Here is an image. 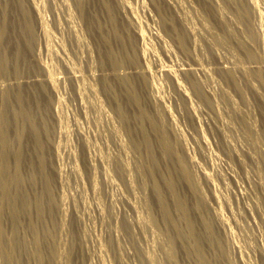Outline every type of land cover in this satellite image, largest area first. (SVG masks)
I'll use <instances>...</instances> for the list:
<instances>
[{
  "label": "rangeland",
  "instance_id": "1",
  "mask_svg": "<svg viewBox=\"0 0 264 264\" xmlns=\"http://www.w3.org/2000/svg\"><path fill=\"white\" fill-rule=\"evenodd\" d=\"M4 1L0 0V5ZM23 1L34 22L32 47L36 57H32L29 70L24 65L21 73L4 75L0 82L32 84L45 81L47 75H54L56 81L53 89L46 86L41 95L48 129L44 137L46 167L52 175L51 190L58 202V208L47 214L40 226V229L46 225L45 228H51L52 249L56 250L50 255L48 246L44 247L48 259L45 264H198L193 254L185 253L180 240L175 242L173 256L169 255L174 231L163 221L159 207H154L157 202L148 176L147 152L144 147L136 146L116 110L115 96L105 89L116 79L115 75H129L138 82L148 113L160 119L178 153L190 160L198 195L190 192L182 180L177 191L186 195L192 208L197 198L204 204L202 210L193 208L192 214L196 229L203 231L199 230L204 236L207 259L214 264L216 260V264H264V0L254 3L251 0H111L118 20L129 30L134 53L142 55L140 62H124L116 70L103 61L109 46L100 37V27L89 24L76 0ZM79 1L88 13H97L102 26L111 27L101 0ZM243 9L245 14L239 18ZM39 20L43 22L41 26ZM171 24L176 31L168 29ZM247 27L252 29L254 38H249ZM141 31L143 37H139ZM182 31L186 39L184 46L179 41ZM113 41L112 47L121 53L119 44ZM248 51L253 53L249 55ZM72 58L76 59L74 63ZM167 70H174L176 82ZM142 72L148 73L147 76ZM128 110L133 113L137 106L131 104ZM131 126L139 124L132 119ZM154 151L159 153L156 141ZM167 168L172 170L170 158H161L159 171L168 173ZM203 217H209L213 223V233L221 239L218 244L207 242ZM181 224L184 225L182 221ZM3 228L9 231L10 224L5 221ZM20 229L31 240L27 226ZM26 260L29 264L36 262L32 257Z\"/></svg>",
  "mask_w": 264,
  "mask_h": 264
},
{
  "label": "bare ground",
  "instance_id": "2",
  "mask_svg": "<svg viewBox=\"0 0 264 264\" xmlns=\"http://www.w3.org/2000/svg\"><path fill=\"white\" fill-rule=\"evenodd\" d=\"M44 1V0H42ZM61 1V0H60ZM72 1V0H71ZM78 2L80 11L88 20L89 24L100 27V37L104 39L109 49L103 55V61L109 63L116 70L124 62L136 64L142 60V55L134 53L132 46V37L127 28L118 20L115 5L111 0H101L104 6L111 27L105 28L100 23L97 13H88L83 5ZM131 1V0H130ZM177 1V0H176ZM179 1V0H178ZM220 1V0H219ZM254 1L255 0H251ZM258 1V0H257ZM56 2V0H55ZM59 2V0L57 1ZM56 2V3H57ZM169 2V1H168ZM180 2V1H179ZM262 2V1H261ZM1 3V2H0ZM0 5V77L9 73L18 74L22 72L24 65L29 70L32 66V57H36V50L32 44L35 39L34 22L31 19L29 8L25 6L23 0H6ZM37 3V2H36ZM42 3V2H41ZM55 3V4H56ZM134 3V1H133ZM182 3V2H181ZM220 3V2H219ZM264 3V2H263ZM71 3H69L70 5ZM73 4V3H72ZM119 4V2L117 3ZM140 4V2H139ZM173 4V3H172ZM67 5V3H66ZM65 5V6H66ZM129 5V4H128ZM132 5V4H131ZM137 5V4H136ZM222 5V4H221ZM226 5V4H225ZM47 6V5H46ZM60 6V3H59ZM68 6V5H67ZM75 6V5H74ZM121 6V5H120ZM55 7V6H54ZM63 7V6H62ZM70 7V6H69ZM68 7V8H69ZM133 7V6H132ZM184 7V6H183ZM221 7V6H220ZM243 7V6H242ZM258 7V6H256ZM78 8V7H77ZM186 8V7H185ZM56 9V8H55ZM63 9V8H62ZM117 9V8H116ZM128 9V7H127ZM223 9V8H222ZM45 10V9H44ZM49 10V9H48ZM121 10V9H120ZM185 10V9H183ZM210 10V9H209ZM244 10V9H243ZM40 11V10H39ZM220 11V9H219ZM38 12V11H37ZM63 12V11H62ZM134 14L135 11L133 10ZM201 12V11H200ZM224 12V11H223ZM228 12V11H226ZM259 12V11H258ZM41 13V12H40ZM44 13V12H43ZM119 13V11H118ZM132 13V12H131ZM240 13V12H239ZM48 14V11L47 13ZM50 14V13H49ZM54 14V13H53ZM71 14V13H70ZM76 14V13H75ZM74 14V15H75ZM139 16L140 13H137ZM217 14V13H216ZM244 13H240L242 18ZM119 15V14H118ZM141 15V14H140ZM183 15V14H182ZM198 15V14H197ZM62 16V15H60ZM76 16V15H75ZM75 16H73L75 18ZM185 16V14H184ZM190 16V15H189ZM59 17V16H58ZM70 17V16H69ZM77 17V16H76ZM135 17V16H134ZM182 17V16H181ZM186 17V16H185ZM194 17V16H193ZM255 17V16H254ZM263 17V16H262ZM73 18V19H74ZM129 18V17H128ZM138 18V17H137ZM147 18V16H146ZM196 18V17H195ZM235 18V17H234ZM54 19V18H53ZM139 19V18H138ZM200 19V18H199ZM63 20V19H62ZM130 20V19H129ZM140 20V19H139ZM138 20V21H139ZM211 20V19H210ZM259 20V19H257ZM45 21V20H44ZM59 21V20H58ZM68 21V19H67ZM70 21V20H69ZM76 21V19L74 20ZM196 21V20H194ZM240 21V20H239ZM239 21H237L239 23ZM80 22V21H79ZM78 22V23H79ZM204 22V21H203ZM227 22V21H226ZM230 22V21H229ZM252 22V21H250ZM257 22V21H255ZM263 22V20H262ZM42 20H39L40 26ZM46 23V22H45ZM81 23V22H80ZM143 23V22H142ZM193 23V22H192ZM228 23V22H227ZM36 24V23H35ZM38 24V23H37ZM138 24V23H136ZM186 24V23H185ZM196 24V23H195ZM255 24V23H254ZM74 25V24H73ZM80 25V24H79ZM78 25V26H79ZM148 25V24H147ZM197 25V24H196ZM249 25V24H248ZM260 25V24H259ZM77 26V27H78ZM82 26V25H81ZM194 26V25H193ZM228 26V25H227ZM255 26V25H254ZM60 27V26H59ZM86 27V26H85ZM95 27V26H94ZM103 27V28H102ZM129 27V26H128ZM141 27V26H140ZM188 27V26H187ZM230 27V26H229ZM253 26H251L252 28ZM258 27V25H257ZM210 28V27H209ZM212 28V27H211ZM249 38H254L252 29L247 27ZM61 29V28H60ZM70 29V28H69ZM72 29V27H71ZM145 29V28H142ZM168 29L173 32L176 27L171 24ZM188 29V28H187ZM258 29V28H257ZM63 30V29H62ZM82 30V29H81ZM88 30V29H87ZM86 30V31H87ZM217 30V29H216ZM254 30V29H253ZM259 30V29H258ZM232 31V30H231ZM263 31V30H262ZM55 32V31H54ZM69 34V30L67 31ZM72 32V31H71ZM78 32V31H77ZM92 32V31H91ZM90 32V33H91ZM146 32V31H145ZM143 31V33H145ZM86 32H84L85 34ZM89 33V32H88ZM264 33V32H263ZM49 34V33H48ZM64 34V32H63ZM71 34V33H70ZM81 34V33H79ZM78 34V35H79ZM53 35V34H52ZM55 35V34H54ZM86 35V34H85ZM144 35V34H143ZM142 31L139 37H143ZM49 36V35H48ZM56 36V35H55ZM66 36V35H65ZM68 36V35H67ZM72 36V35H71ZM82 36V35H80ZM92 36V35H91ZM70 37V35H69ZM77 37V36H76ZM85 37V36H84ZM82 37V38H84ZM263 37V36H262ZM61 38V37H60ZM147 38V37H145ZM163 38V37H162ZM250 38V39H251ZM54 40V38H51ZM101 39V40H102ZM114 40L119 44L120 51H115L112 44ZM222 39V38H221ZM264 39V38H263ZM57 40V39H56ZM61 40V39H60ZM80 40V39H79ZM78 40V41H79ZM82 40V39H81ZM162 40V39H161ZM197 40V39H195ZM65 41V40H64ZM72 41V40H71ZM97 41V39H96ZM103 41V42H104ZM138 41V40H137ZM143 41V40H142ZM148 41V39H147ZM179 41L181 45H185V34L180 33ZM198 41V40H197ZM53 42V41H51ZM62 42V40H61ZM73 42V41H72ZM77 42V41H76ZM104 42V43H105ZM113 42V43H112ZM144 42V41H143ZM146 42V41H145ZM223 42V41H222ZM49 43V42H47ZM65 43V42H63ZM68 43V41H67ZM79 43V42H78ZM87 43V42H86ZM166 43V42H165ZM62 44V43H61ZM60 44V45H61ZM168 44V43H167ZM166 44V45H167ZM51 45V44H50ZM56 45V44H55ZM54 45V46H55ZM71 45V44H70ZM84 45V41H83ZM95 45V44H94ZM148 46V44H146ZM161 45V44H160ZM170 45V44H168ZM49 46V44H48ZM67 46V45H66ZM145 46V47H147ZM47 47V46H46ZM80 47V46H79ZM86 47V46H85ZM90 47V46H89ZM107 47V46H106ZM167 47V46H166ZM58 48V47H55ZM60 48V47H59ZM75 48V47H74ZM156 48V47H155ZM165 48V47H164ZM168 48V47H167ZM51 49V48H50ZM78 49V48H77ZM76 49V50H77ZM84 49V48H83ZM89 49V48H88ZM139 49V48H138ZM52 50V49H51ZM50 50V51H51ZM65 50V49H64ZM68 50V47L67 49ZM93 50V49H91ZM123 50V51H122ZM143 50V49H142ZM167 50V49H166ZM226 50V49H225ZM47 51V50H46ZM55 51V50H54ZM59 51V50H58ZM80 52V49L78 50ZM90 51V50H89ZM140 51V50H139ZM149 51V50H148ZM172 51V49H171ZM49 52V51H48ZM47 52V54H48ZM87 52V51H86ZM94 52V51H93ZM128 52H130L128 54ZM137 52V51H136ZM153 52V51H152ZM56 53V52H55ZM58 53V52H57ZM60 53V52H59ZM89 53V52H88ZM253 52L248 51L251 55ZM62 54V53H61ZM59 54V55H61ZM91 54V52H90ZM148 54V53H147ZM48 54L47 56H49ZM65 55V54H64ZM69 55V54H68ZM82 55V54H81ZM41 56V55H40ZM56 56V55H55ZM63 56V55H62ZM70 56V55H69ZM98 56V55H97ZM82 57V56H81ZM44 58V57H42ZM67 58V57H66ZM65 58V59H66ZM85 58V57H84ZM155 58V57H153ZM39 59V58H38ZM55 59V58H54ZM71 59V58H70ZM148 59V58H147ZM150 59V58H149ZM76 60V59H75ZM73 58L72 61L74 63ZM89 60V59H88ZM57 61V60H56ZM59 61V60H58ZM87 61V60H86ZM148 61V60H147ZM155 61V60H154ZM88 62V61H87ZM150 62V61H148ZM58 63V62H57ZM66 63V62H65ZM77 63V62H76ZM93 63V62H90ZM89 63V64H90ZM104 63V62H103ZM44 64V63H43ZM48 64V63H47ZM79 64V62H78ZM84 64V63H83ZM148 64V63H147ZM73 65V64H72ZM81 65V64H80ZM47 66V65H45ZM83 66V65H82ZM98 66V65H97ZM44 67V66H43ZM92 67V66H91ZM54 68V67H53ZM89 68V67H88ZM56 69V68H55ZM92 69V68H91ZM45 70V69H44ZM75 70V69H73ZM50 71V68H49ZM49 71L47 73H49ZM82 71V70H81ZM186 71V70H185ZM157 72V71H156ZM51 73V72H50ZM139 73V72H138ZM161 73V72H160ZM52 74V73H51ZM83 74V73H82ZM112 74V73H111ZM147 76L148 73L142 72ZM167 74L176 82V73L174 70H167ZM47 75V74H46ZM90 75V74H89ZM54 75H47L45 81L32 84L16 83L13 85L2 84L0 82V264H29L27 258H35L36 263L45 264L46 251L44 247L48 246L52 249L53 233L50 229L40 226L45 222L47 214L54 213L58 205L51 190L52 175L47 170V153L44 149V137L47 134V121L43 115L44 102L41 95L45 92V87L51 89L55 87ZM77 76V75H76ZM84 76V75H83ZM93 76V75H92ZM91 76V77H92ZM141 76V75H140ZM145 76V78H146ZM59 78V77H58ZM76 78V77H75ZM79 78V77H78ZM86 78V77H85ZM98 78V77H97ZM115 82L106 86L111 95L115 96V107L120 117L127 124L129 134L133 137L137 147H144L146 150V161L148 176L152 179L153 190L155 194L156 205L161 211V217L164 222L169 224L173 231L170 238L169 255L174 254L175 242L180 240L182 246L191 256H195L198 264H214L205 256L202 238L204 237L199 228L196 229L195 218H193L192 209L202 210V201H195L193 208L188 203L187 197L177 191L179 181L187 183L190 192L197 194L198 187L195 182V175L189 168V161L184 155L178 153L176 145L170 138L168 131L163 123L157 118L150 115L142 103L140 85L129 75H115ZM144 78V79H145ZM169 78V77H168ZM77 79V78H76ZM79 80V79H78ZM77 80V82H78ZM83 80V79H82ZM94 80V78H93ZM96 80V79H95ZM107 80V79H106ZM105 80V81H106ZM111 80V79H110ZM113 80V79H112ZM167 80V79H166ZM165 80V81H166ZM214 80V79H213ZM58 81V80H57ZM81 81V80H80ZM90 81V80H89ZM92 81V80H91ZM104 81V82H105ZM158 81V80H157ZM168 81V80H167ZM83 82V81H82ZM85 82V81H84ZM87 82V81H86ZM100 82V81H99ZM103 82V83H104ZM108 82V81H107ZM159 82V81H158ZM197 82V81H196ZM80 83V82H79ZM98 83V82H97ZM151 83V82H150ZM209 83V82H208ZM106 84V83H105ZM195 86L199 89L194 81ZM83 85V83H82ZM98 86V84H97ZM80 88V87H79ZM85 88V87H84ZM100 88V87H99ZM160 88V87H159ZM162 88V87H161ZM164 88V87H163ZM64 89V88H63ZM82 89V88H81ZM88 89V88H87ZM104 89V88H103ZM56 91V90H55ZM79 91V90H78ZM84 90H82L83 92ZM106 91V90H105ZM65 92V91H64ZM173 92V91H172ZM200 95L203 93L199 89ZM61 93V92H60ZM79 93V92H78ZM88 93V92H87ZM90 93V92H89ZM167 93V92H166ZM68 94V92H67ZM92 94V93H91ZM163 94V92H162ZM65 95V94H64ZM69 95V94H68ZM90 95V94H89ZM156 95V94H155ZM165 95V94H164ZM63 96V95H62ZM81 96V95H80ZM85 96V94H84ZM93 96V95H92ZM91 96V97H92ZM101 97V96H100ZM153 97V96H152ZM59 98V97H58ZM65 98V97H64ZM63 98V99H64ZM94 98V97H93ZM109 98V97H108ZM111 98V97H110ZM113 98V97H112ZM53 99V98H52ZM60 99V98H59ZM66 99V98H65ZM91 99V98H90ZM97 99V98H96ZM106 99V98H105ZM86 100V99H85ZM89 100V99H88ZM104 100V99H103ZM110 100V99H109ZM145 100V99H144ZM67 101V100H66ZM65 102V101H64ZM87 102V101H85ZM61 104V102H59ZM58 103V104H59ZM59 104V105H60ZM134 104L137 106L135 112H130L128 106ZM86 105V104H84ZM102 105V104H101ZM105 105V104H104ZM133 106V105H132ZM66 107V106H65ZM69 107V105H68ZM111 107V106H110ZM113 107V106H112ZM46 108V107H45ZM84 108V107H83ZM106 108V107H104ZM171 108V107H170ZM236 109V108H234ZM46 110V109H45ZM86 110V109H85ZM109 111V109H108ZM58 112V111H57ZM60 112V111H59ZM68 112V111H67ZM74 112V111H73ZM72 112V113H73ZM168 112V111H167ZM64 113V112H63ZM89 113V112H87ZM46 114V113H45ZM78 114V113H77ZM99 114V113H98ZM163 114V113H162ZM69 115V114H68ZM88 115V114H87ZM108 115V114H107ZM59 116V114H58ZM79 116V115H78ZM155 116V115H154ZM159 116V115H158ZM60 117V116H59ZM93 117V116H92ZM118 117V116H117ZM87 118V117H86ZM63 119V117H62ZM112 119V118H111ZM132 119H135L139 126L132 127ZM174 119V118H173ZM71 120V119H70ZM90 120V119H89ZM120 120V119H119ZM62 121V120H61ZM76 122V121H75ZM97 122V121H96ZM115 122V121H113ZM164 122V121H163ZM62 123V122H61ZM60 123V124H61ZM71 123V121H70ZM74 123V121H73ZM58 126V124H57ZM67 126V125H66ZM91 126V125H90ZM176 126V125H175ZM55 127V126H54ZM59 127V126H58ZM70 127V126H69ZM98 127V126H97ZM100 127V126H99ZM114 127V126H113ZM80 128V126H79ZM116 128V127H115ZM70 129V128H68ZM71 130V129H70ZM99 131V130H98ZM11 132V133H10ZM69 132V131H68ZM73 132V131H72ZM95 132V131H94ZM104 133V132H103ZM151 134H154V138ZM82 135V134H81ZM85 136V135H84ZM183 136V135H182ZM258 136V135H257ZM261 137V136H260ZM91 138V137H90ZM255 138V137H254ZM253 138V139H254ZM126 139V138H125ZM48 140V139H47ZM90 140V139H89ZM67 141V140H66ZM155 141L159 145V153L154 151ZM256 141V140H255ZM57 142V141H56ZM74 143V142H73ZM76 143V142H75ZM128 143V142H127ZM258 143V142H257ZM62 144V143H61ZM66 145V144H65ZM74 145V144H73ZM59 146V145H58ZM67 146V145H66ZM65 146V147H66ZM49 147V145H48ZM95 147V146H94ZM105 147V146H104ZM101 148V147H100ZM72 149V147H70ZM105 149V148H104ZM54 150V149H53ZM96 150V149H95ZM78 151V150H77ZM80 151V150H79ZM109 151V150H108ZM204 151V150H203ZM99 152V151H98ZM59 153V152H58ZM92 153V152H91ZM90 153V154H91ZM100 153V152H99ZM96 154V152L94 153ZM263 154V153H262ZM124 155V154H123ZM57 156V155H56ZM112 156V155H111ZM122 156V155H121ZM60 157V156H59ZM106 157V156H105ZM127 157V156H126ZM170 158L172 162V170L168 173L159 171L161 158ZM191 157V156H190ZM67 158V157H66ZM92 159V158H91ZM125 159V158H123ZM255 159V158H254ZM257 159V157H256ZM57 160V159H56ZM243 161V160H242ZM79 162V161H78ZM72 165V164H71ZM27 167L25 169L24 167ZM65 166V165H64ZM63 166V167H64ZM69 167V166H68ZM66 168V167H65ZM73 168V167H72ZM49 169V168H48ZM85 169V168H84ZM64 170V169H63ZM87 170V169H86ZM75 171V170H74ZM57 172V171H56ZM67 172V171H66ZM71 172V171H70ZM89 172V171H88ZM61 173V172H60ZM63 174V173H61ZM80 174V173H79ZM206 173V177H208ZM69 175V174H68ZM74 175H76L74 173ZM87 175V174H86ZM161 175V176H159ZM221 175V174H220ZM84 176V175H83ZM263 176V175H262ZM70 177V176H69ZM88 177V176H87ZM78 178V177H77ZM85 178V177H84ZM213 178V177H212ZM69 179V178H68ZM100 179V178H99ZM263 179V178H262ZM62 180V179H61ZM70 180V179H69ZM68 180V181H69ZM78 181V180H77ZM100 181V180H99ZM118 181V180H117ZM65 182V181H64ZM97 182V181H96ZM213 182V180H212ZM61 183V182H60ZM131 183V182H130ZM69 184V183H68ZM96 184V183H95ZM263 184V183H262ZM85 186V185H83ZM99 186V185H98ZM97 186V187H98ZM82 187V186H81ZM96 187V188H97ZM60 188V186H59ZM89 188V187H88ZM63 189V187H62ZM87 189V187H86ZM91 189V188H90ZM65 190V189H63ZM71 190V189H70ZM73 190V189H72ZM67 191V190H66ZM98 192V191H97ZM67 193V192H66ZM113 193V192H112ZM198 195V194H197ZM68 197V195H66ZM73 196V195H71ZM100 196V195H99ZM203 197V196H201ZM218 197V196H217ZM59 198V197H58ZM61 198V197H60ZM75 198V197H74ZM220 198V197H219ZM147 199V198H146ZM152 199V198H151ZM150 199V201H151ZM223 200V199H222ZM105 201V200H104ZM258 201V200H257ZM136 202V201H135ZM192 202V201H191ZM140 203V202H139ZM104 204V203H103ZM102 204V205H103ZM150 204V203H149ZM258 204V203H256ZM60 205V204H59ZM66 206V205H65ZM67 207V206H66ZM145 207V206H144ZM104 208V207H103ZM106 208V207H105ZM260 208V207H259ZM139 209V208H138ZM141 209V208H140ZM143 209V208H142ZM158 210V209H157ZM141 211V210H140ZM149 211V210H148ZM176 211V212H175ZM196 211V210H195ZM212 211V210H211ZM220 211V210H219ZM66 212V211H65ZM90 212V211H89ZM173 212L177 215L174 216ZM202 212V211H201ZM201 212H198L201 214ZM262 212V211H261ZM140 213V212H139ZM197 213V212H196ZM219 212H216V214ZM221 213V212H220ZM199 214V216H200ZM215 214V215H216ZM223 214V213H222ZM55 215V214H54ZM64 215V214H63ZM77 215V214H76ZM150 215V214H149ZM219 215V214H217ZM51 216V215H49ZM92 216V215H91ZM103 216V215H102ZM204 216V215H203ZM220 216V215H219ZM218 216V217H219ZM62 217V216H61ZM67 217V216H66ZM142 217V216H140ZM150 217V216H149ZM152 217V215H151ZM150 217V218H151ZM155 217V216H154ZM196 217V216H195ZM201 217V216H200ZM199 217V218H200ZM48 218V217H47ZM73 218V217H72ZM144 218V217H143ZM209 218V217H208ZM208 218L203 217V225L205 235L208 236L210 245L219 243L217 237L213 233L212 225ZM224 218V217H223ZM51 219V218H50ZM64 219V218H63ZM68 219V218H66ZM78 219V218H77ZM154 219V218H153ZM156 219H158L156 217ZM197 219V218H196ZM54 220V218H53ZM70 220V219H68ZM73 220V219H72ZM150 220V219H149ZM148 220V221H149ZM161 220V219H160ZM201 220V219H200ZM7 221L10 224L9 231L4 230L3 223ZM48 221V220H47ZM52 221V220H51ZM50 221V223H51ZM63 221V220H62ZM71 221V220H70ZM86 221V220H85ZM158 221V220H157ZM181 221L183 224H181ZM199 221V220H198ZM55 222V221H53ZM52 222V223H53ZM76 222V221H75ZM131 222V221H130ZM154 222V221H153ZM197 222V220H196ZM225 222V221H224ZM48 224V222H46ZM74 223V222H73ZM133 223V222H132ZM151 223V222H150ZM162 223V221H161ZM166 224V225H167ZM198 224V223H197ZM27 226V230L31 232V240H27L24 232L21 233L20 227ZM49 225V224H48ZM89 225V224H88ZM44 226V225H43ZM50 226V225H49ZM56 226V225H55ZM65 226V225H64ZM23 228V227H22ZM25 228V227H24ZM63 228V226H62ZM65 228V227H64ZM63 228V229H64ZM69 228V227H68ZM94 228V227H93ZM145 228V227H144ZM148 228V227H147ZM168 228V227H167ZM59 229V228H58ZM70 229V228H69ZM68 229V230H69ZM86 229V227H85ZM54 230V229H53ZM152 230V229H150ZM200 230V232H199ZM215 230V229H214ZM24 231V230H23ZM63 231V230H62ZM144 231V230H143ZM161 231V230H160ZM170 231V230H169ZM165 231V232H169ZM56 232V230H55ZM54 232V233H55ZM67 232V231H66ZM65 232V233H66ZM71 232V231H70ZM164 232V231H163ZM203 232V231H202ZM76 233V232H75ZM156 233V232H155ZM170 233V232H169ZM59 234V233H58ZM153 234V233H152ZM162 234V233H161ZM170 234V235H171ZM204 234V233H203ZM57 235V234H56ZM73 235V234H72ZM155 235V234H154ZM28 236V235H27ZM62 236V235H61ZM69 236V235H68ZM67 236V237H68ZM75 236V235H74ZM79 236V235H78ZM56 237V236H55ZM134 237V236H133ZM164 237V236H163ZM167 237V236H166ZM219 237V236H218ZM63 238V236H62ZM76 238V237H75ZM74 238V239H75ZM137 238V237H136ZM160 238V236H159ZM61 239V238H60ZM169 239V237H168ZM58 240V239H57ZM64 240V239H63ZM82 240V239H81ZM146 240V239H145ZM157 241V240H156ZM59 242V241H58ZM62 242V240H61ZM83 242V241H82ZM81 242V244H82ZM162 242V241H161ZM55 243V241H54ZM157 243V242H156ZM180 243V244H181ZM250 243V242H249ZM60 244V243H59ZM65 244V242H64ZM165 244V243H164ZM58 245V244H57ZM80 245V244H79ZM152 245V244H151ZM56 246V245H55ZM65 246V245H64ZM69 246V245H68ZM58 247V246H57ZM81 247V246H80ZM148 247V246H147ZM221 247V246H220ZM62 248V247H61ZM73 248V247H72ZM178 248V247H177ZM56 249V248H55ZM105 250V248H103ZM156 249V248H155ZM162 249V248H160ZM159 249V250H160ZM48 250V249H47ZM153 250V249H152ZM167 250V249H166ZM241 250V249H240ZM70 253V250H68ZM177 251V249H176ZM179 251V250H178ZM62 252V250H61ZM154 252V251H153ZM161 252V251H160ZM167 252V251H166ZM49 252H47L48 255ZM53 253V252H52ZM67 253V254H68ZM184 253V250H183ZM148 254V253H147ZM193 254V255H192ZM70 255V254H69ZM222 255V254H221ZM220 255V256H221ZM224 255V254H223ZM222 255V256H223ZM168 256V253H167ZM175 256V255H174ZM187 256V255H186ZM225 256V255H224ZM223 256V257H224ZM50 257V256H49ZM48 257V258H49ZM53 257V256H52ZM57 257V256H56ZM169 257L168 259H171ZM189 257V256H188ZM51 258V257H50ZM70 258V257H69ZM175 258V257H174ZM177 258V257H176ZM175 258V259H176ZM228 258V257H227ZM52 259V258H51ZM173 259V258H172ZM217 259V258H216ZM215 259V260H216ZM173 261V260H172ZM175 261H178L177 259ZM174 261V262H175ZM217 261V260H216ZM215 261V264H216ZM33 262V261H32ZM53 262V261H52ZM59 262V261H57ZM245 262V261H244ZM31 263V262H30ZM164 263V262H163ZM148 264V263H147ZM182 264V263H181ZM218 264V262H217Z\"/></svg>",
  "mask_w": 264,
  "mask_h": 264
}]
</instances>
